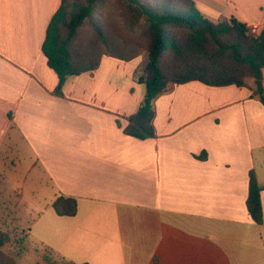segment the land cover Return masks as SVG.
<instances>
[{"label":"crops","instance_id":"0c3cea01","mask_svg":"<svg viewBox=\"0 0 264 264\" xmlns=\"http://www.w3.org/2000/svg\"><path fill=\"white\" fill-rule=\"evenodd\" d=\"M193 1L212 22L264 31V0ZM61 2L0 0V229L24 230L68 264H264V105L255 80L172 83L153 101L154 137L129 136L146 93L135 79L142 58L103 56L56 94L43 45ZM251 171L261 225L246 206ZM59 196L76 199L75 216L55 213ZM18 262L45 263L29 252Z\"/></svg>","mask_w":264,"mask_h":264},{"label":"trees","instance_id":"16d2710c","mask_svg":"<svg viewBox=\"0 0 264 264\" xmlns=\"http://www.w3.org/2000/svg\"><path fill=\"white\" fill-rule=\"evenodd\" d=\"M43 52L58 75L59 95L67 77L97 69L103 56L124 61L141 57L135 79L145 85L146 93L124 129L141 140L154 137L153 101L172 83L240 87L253 78L264 105V31L251 35L233 18L212 22L193 0H62ZM261 191L251 171L246 206L258 225L263 224ZM53 209L60 217H72L77 201L59 196ZM9 241L0 229V264H19L4 250Z\"/></svg>","mask_w":264,"mask_h":264},{"label":"rangeland","instance_id":"374dc122","mask_svg":"<svg viewBox=\"0 0 264 264\" xmlns=\"http://www.w3.org/2000/svg\"><path fill=\"white\" fill-rule=\"evenodd\" d=\"M9 227H12L13 230H11V228L10 230L1 229L3 232H6L10 237V241L5 246L4 250L7 254L13 256L17 262L19 253L24 254L25 252H29L32 256H37L38 259L40 258L41 260L43 259L45 261L44 264H68L55 258V260H53V258H51L48 253H44L42 249H39L37 246H33V244L31 245L24 230L18 227L16 228L12 224Z\"/></svg>","mask_w":264,"mask_h":264},{"label":"built area","instance_id":"2783aa9c","mask_svg":"<svg viewBox=\"0 0 264 264\" xmlns=\"http://www.w3.org/2000/svg\"><path fill=\"white\" fill-rule=\"evenodd\" d=\"M249 31H250L251 35L255 36L257 34V29L256 28H251V29H249Z\"/></svg>","mask_w":264,"mask_h":264}]
</instances>
